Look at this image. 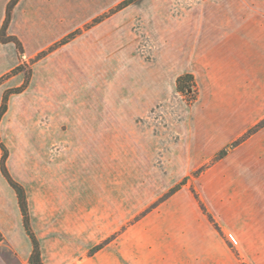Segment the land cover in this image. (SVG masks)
<instances>
[{
    "label": "rangeland",
    "instance_id": "obj_1",
    "mask_svg": "<svg viewBox=\"0 0 264 264\" xmlns=\"http://www.w3.org/2000/svg\"><path fill=\"white\" fill-rule=\"evenodd\" d=\"M222 19L256 28L248 85L204 57ZM5 95L43 264H264V0H0ZM0 231L29 264L16 195Z\"/></svg>",
    "mask_w": 264,
    "mask_h": 264
},
{
    "label": "crops",
    "instance_id": "obj_2",
    "mask_svg": "<svg viewBox=\"0 0 264 264\" xmlns=\"http://www.w3.org/2000/svg\"><path fill=\"white\" fill-rule=\"evenodd\" d=\"M218 21H221V23L216 24V44L207 46L204 57L208 64L215 66L217 71H221L223 74L229 72L240 74L243 83L248 85L254 79L253 73L257 53V37L254 33L256 28L253 32L249 30L242 31V33H238V31L231 32L226 29L231 25L229 20L222 19ZM9 196L12 197L14 203L15 193H13L0 171V216L5 215Z\"/></svg>",
    "mask_w": 264,
    "mask_h": 264
},
{
    "label": "trees",
    "instance_id": "obj_3",
    "mask_svg": "<svg viewBox=\"0 0 264 264\" xmlns=\"http://www.w3.org/2000/svg\"><path fill=\"white\" fill-rule=\"evenodd\" d=\"M9 16H10L9 13H7L6 18H5V24L9 20ZM192 80H193V77L190 74H184V75L179 76L176 79L177 89H180L181 86L184 85L185 83L192 82ZM6 101H7V96L5 95L0 105V117L6 110ZM0 150L2 152L1 158H0V171H1L2 176L5 178V180L7 181V183L9 184V186L12 188V190L14 191L16 195L18 208H19V211L22 217V226L32 246L31 252L28 257V263L29 264H43L41 260L39 241L34 235L31 229V226H30V219H29L28 205H27L25 190L20 184H18L11 178V176L6 170L5 160L7 158V152H6L4 145L1 142H0ZM3 242H4V237L0 231V245Z\"/></svg>",
    "mask_w": 264,
    "mask_h": 264
}]
</instances>
